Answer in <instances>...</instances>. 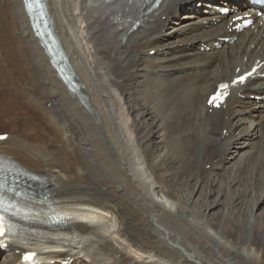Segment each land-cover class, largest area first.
I'll use <instances>...</instances> for the list:
<instances>
[{"label": "bare ground", "instance_id": "obj_1", "mask_svg": "<svg viewBox=\"0 0 264 264\" xmlns=\"http://www.w3.org/2000/svg\"><path fill=\"white\" fill-rule=\"evenodd\" d=\"M194 1L44 0L71 92L22 0H0V156L17 169L19 205L43 208L0 264L24 249L44 264H264V80L206 106L264 60V25L229 34L237 15L217 11L243 0Z\"/></svg>", "mask_w": 264, "mask_h": 264}, {"label": "rangeland", "instance_id": "obj_2", "mask_svg": "<svg viewBox=\"0 0 264 264\" xmlns=\"http://www.w3.org/2000/svg\"><path fill=\"white\" fill-rule=\"evenodd\" d=\"M170 27H172V25L170 24L169 25ZM169 27V28H170ZM5 125H0V133L1 132H3V133H9L10 132V129L8 128V126L6 127H4ZM224 135H226V133H224ZM253 161H255V160H253ZM247 164H249V165H251L252 163H250V161H249V163H247ZM249 165H243V174H242V179H244V181H246V178H247V176L248 175H246L245 174V171H246V168H247V166H249ZM208 169V166H206V170ZM255 176V175H254ZM262 177H264L263 176V174H262ZM220 179H224V177L223 178H220ZM253 179H257V176H255ZM244 181H243V183H244ZM242 188V186L241 187H239V186H234V187H230V189L229 188H224L223 190H222V194L219 196V198L221 197V199H224V197H225V194H226V192H229V191H232L234 194H236V191L237 190H240ZM213 192H214V196H212L211 197V199H214V197H216V193H218V191H219V189H218V187H214L213 189ZM102 193H104V190H103V192ZM195 195V196H194ZM193 196L195 197L192 201H193V203L196 201V199H197V197H198V194H194ZM198 201H200V198H198ZM251 203H253V201H249V202H247L246 203V206H245V208H244V217H246V216H249V212L247 211V207H249V204H250V206H251ZM264 203V202H263ZM248 205V206H247ZM255 206V208H254V212L256 213V215H259L261 218H264V204H261L260 206L259 205H254ZM258 206H259V208H258ZM215 210H217V209H215ZM216 212H218V211H216ZM239 213V212H238ZM236 215V214H235ZM237 217V216H236ZM79 221V220H78ZM81 223H83V224H85V223H87V222H85V220H81L80 221ZM90 225H92L91 227L93 228V229H95V230H98L99 228H100V226H98V225H96V224H94V222H92V221H90V222H88ZM89 225V226H90ZM231 227H233V226H231ZM242 227H243V225H242ZM260 228H264V225H262V226H259ZM240 233V235L239 236H242V234H243V231H240L239 232ZM264 234V233H263ZM65 245L67 244V243H64ZM54 249L56 248V247H53ZM58 248H65V247H63V245H60V246H58ZM66 249V248H65ZM55 251V250H54ZM6 258H7V256H6V254L4 255V254H2L1 255V260L3 261V260H6ZM137 258V260L138 261H142V259L141 258H139V257H136ZM144 262H147L146 260H144Z\"/></svg>", "mask_w": 264, "mask_h": 264}, {"label": "snow or ice", "instance_id": "obj_3", "mask_svg": "<svg viewBox=\"0 0 264 264\" xmlns=\"http://www.w3.org/2000/svg\"><path fill=\"white\" fill-rule=\"evenodd\" d=\"M26 3H27V0H26ZM241 80L243 79V77L240 78ZM222 87H227V85H223ZM213 100H216L217 97H213L212 98ZM211 102V101H210ZM0 139H3V137H0ZM3 225H2V219H0V235L3 234ZM27 258V257H26Z\"/></svg>", "mask_w": 264, "mask_h": 264}]
</instances>
